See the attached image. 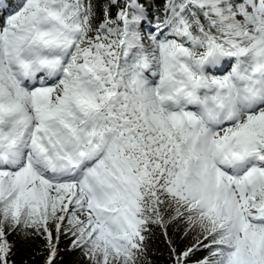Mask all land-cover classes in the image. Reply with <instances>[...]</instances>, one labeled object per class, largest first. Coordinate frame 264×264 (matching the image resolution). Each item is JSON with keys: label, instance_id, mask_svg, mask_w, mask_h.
I'll return each mask as SVG.
<instances>
[{"label": "snow or ice", "instance_id": "1", "mask_svg": "<svg viewBox=\"0 0 264 264\" xmlns=\"http://www.w3.org/2000/svg\"><path fill=\"white\" fill-rule=\"evenodd\" d=\"M174 224L171 264H264V0H0V264Z\"/></svg>", "mask_w": 264, "mask_h": 264}, {"label": "trees", "instance_id": "2", "mask_svg": "<svg viewBox=\"0 0 264 264\" xmlns=\"http://www.w3.org/2000/svg\"><path fill=\"white\" fill-rule=\"evenodd\" d=\"M97 5V15L100 16L105 0H94ZM171 239L173 246L182 250L194 243L192 236H185L180 225H172L168 229V238L166 239L160 229H153V235L148 240V256L150 264H171L169 259V244ZM9 241L14 244L12 257L14 264H43V258L46 253H42L44 239L36 237L35 239H24L21 235L14 234L9 237ZM71 238L61 236L58 244V255L56 264H84L81 253L71 248ZM202 255V254H200ZM196 257H193L195 259Z\"/></svg>", "mask_w": 264, "mask_h": 264}]
</instances>
